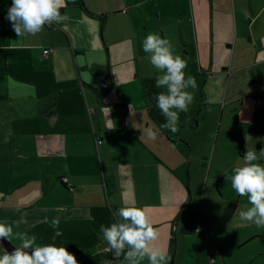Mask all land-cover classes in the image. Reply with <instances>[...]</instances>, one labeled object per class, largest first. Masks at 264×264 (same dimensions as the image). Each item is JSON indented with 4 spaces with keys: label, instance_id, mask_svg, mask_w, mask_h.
<instances>
[{
    "label": "crops",
    "instance_id": "0c3cea01",
    "mask_svg": "<svg viewBox=\"0 0 264 264\" xmlns=\"http://www.w3.org/2000/svg\"><path fill=\"white\" fill-rule=\"evenodd\" d=\"M10 6L0 0V222L51 244L58 218L54 243L78 264H125L99 228L135 206L170 264H264V227L241 226L250 205L230 179L264 149V0H75L59 26L20 38ZM150 33L197 81L176 133L160 128Z\"/></svg>",
    "mask_w": 264,
    "mask_h": 264
},
{
    "label": "clouds",
    "instance_id": "9594fccd",
    "mask_svg": "<svg viewBox=\"0 0 264 264\" xmlns=\"http://www.w3.org/2000/svg\"><path fill=\"white\" fill-rule=\"evenodd\" d=\"M68 3L75 0H11L7 10V19L18 38L36 35L43 31L45 25L60 24L68 19L61 13ZM142 49L149 54L152 66L162 73L155 79V88L162 89L157 93L156 106L164 117L160 128L176 133L179 130L180 113H186L194 101L189 89L195 90L198 85L196 78L186 74L187 61L175 52L171 41L155 33L148 34L142 41ZM5 136L7 143L9 136ZM144 134L149 140L157 139V132L145 128ZM264 156V149L259 155L255 150L244 153V164L232 169L231 187L240 196L246 197L250 207L239 212L241 226L244 223L254 224L257 228L264 227V164L259 162ZM227 178V177H226ZM179 211V209L177 210ZM27 214L25 213L24 216ZM115 222L100 225L99 232L106 243L105 251L113 253L115 258L123 256L125 264H170L171 256L166 249L158 247L160 230L155 227L142 208L122 206L113 212ZM18 221L12 224L0 222V240L12 243L19 240V246L12 252L4 250L0 254V264H78L75 256L65 247L54 242L63 233L60 220L53 218L50 227L54 230L53 243L38 245L36 236L27 231H14L19 228ZM23 223H27L24 219ZM215 264L214 259L208 260Z\"/></svg>",
    "mask_w": 264,
    "mask_h": 264
},
{
    "label": "built area",
    "instance_id": "2783aa9c",
    "mask_svg": "<svg viewBox=\"0 0 264 264\" xmlns=\"http://www.w3.org/2000/svg\"><path fill=\"white\" fill-rule=\"evenodd\" d=\"M51 26H59V24H52ZM48 52H49V49H44V50H43V53H44V54H47ZM103 86H104V87H107L108 84H107V83H104ZM257 104H262V105H264V99L258 98V99H257ZM96 142L99 144V143L102 142V139H99V138H98ZM66 180H67L66 178H63V182H65Z\"/></svg>",
    "mask_w": 264,
    "mask_h": 264
},
{
    "label": "trees",
    "instance_id": "16d2710c",
    "mask_svg": "<svg viewBox=\"0 0 264 264\" xmlns=\"http://www.w3.org/2000/svg\"><path fill=\"white\" fill-rule=\"evenodd\" d=\"M4 250L8 251L9 253L14 250L15 245L9 243L7 240H1Z\"/></svg>",
    "mask_w": 264,
    "mask_h": 264
},
{
    "label": "rangeland",
    "instance_id": "374dc122",
    "mask_svg": "<svg viewBox=\"0 0 264 264\" xmlns=\"http://www.w3.org/2000/svg\"><path fill=\"white\" fill-rule=\"evenodd\" d=\"M36 243H37L38 245H47V244H49V243H46V239H45L44 243L40 242L39 240L36 241Z\"/></svg>",
    "mask_w": 264,
    "mask_h": 264
}]
</instances>
